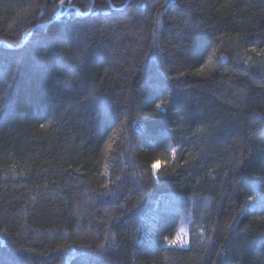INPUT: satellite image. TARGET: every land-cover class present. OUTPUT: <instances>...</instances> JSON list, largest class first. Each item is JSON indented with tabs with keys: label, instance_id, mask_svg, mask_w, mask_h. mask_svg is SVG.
Listing matches in <instances>:
<instances>
[{
	"label": "trees",
	"instance_id": "1",
	"mask_svg": "<svg viewBox=\"0 0 264 264\" xmlns=\"http://www.w3.org/2000/svg\"><path fill=\"white\" fill-rule=\"evenodd\" d=\"M0 264H264V0H0Z\"/></svg>",
	"mask_w": 264,
	"mask_h": 264
},
{
	"label": "rangeland",
	"instance_id": "2",
	"mask_svg": "<svg viewBox=\"0 0 264 264\" xmlns=\"http://www.w3.org/2000/svg\"><path fill=\"white\" fill-rule=\"evenodd\" d=\"M175 240H178L180 242L178 243H174V245H177V246H181V243L183 246H186L187 245V241H188V232H187V228L186 226H182V228L180 229L179 233H178V236ZM181 246V247H183Z\"/></svg>",
	"mask_w": 264,
	"mask_h": 264
},
{
	"label": "snow or ice",
	"instance_id": "3",
	"mask_svg": "<svg viewBox=\"0 0 264 264\" xmlns=\"http://www.w3.org/2000/svg\"><path fill=\"white\" fill-rule=\"evenodd\" d=\"M63 3H64V0H61V4H63ZM162 7H163V5H162ZM156 108L157 109L160 108V104H156ZM153 167L155 168L156 165L154 164ZM178 242H180V241H178V240H173L172 241V243H178ZM181 246H183L182 243H181Z\"/></svg>",
	"mask_w": 264,
	"mask_h": 264
}]
</instances>
